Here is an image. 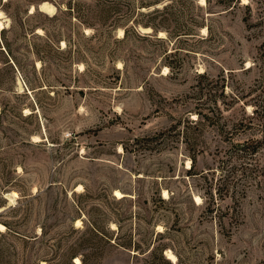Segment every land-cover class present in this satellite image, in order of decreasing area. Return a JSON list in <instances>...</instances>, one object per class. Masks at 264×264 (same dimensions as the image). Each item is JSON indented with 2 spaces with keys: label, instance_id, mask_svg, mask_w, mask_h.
Here are the masks:
<instances>
[{
  "label": "rangeland",
  "instance_id": "374dc122",
  "mask_svg": "<svg viewBox=\"0 0 264 264\" xmlns=\"http://www.w3.org/2000/svg\"><path fill=\"white\" fill-rule=\"evenodd\" d=\"M0 24V264H264V144L237 147L264 134V0H0Z\"/></svg>",
  "mask_w": 264,
  "mask_h": 264
},
{
  "label": "trees",
  "instance_id": "16d2710c",
  "mask_svg": "<svg viewBox=\"0 0 264 264\" xmlns=\"http://www.w3.org/2000/svg\"><path fill=\"white\" fill-rule=\"evenodd\" d=\"M158 2V0H138V4L140 5V7H144V6H148L151 5L152 3H156ZM158 11V10H157ZM4 30L1 32L0 35V46L4 47V50L6 51V53L8 54V56L12 59L13 63L16 65L17 64V60L16 57L13 54V51L11 49V43L7 40V38L5 37L4 34ZM180 34H187L185 33H177L176 35H180ZM2 50V49H1ZM38 50H36V54H37ZM262 117V116H260ZM200 121V120H199ZM191 123L196 124L197 122L190 120ZM250 144L246 143H239L237 144L238 150L242 151V152H246L248 151V153L250 154H254L256 153L259 148L264 144V134L262 135V137L258 140H251V142H249ZM191 162L194 163L195 161V155H191L190 156ZM257 168H255V170L257 171V174L259 176H261L264 179V166H260L257 164ZM163 202L165 201V198H160Z\"/></svg>",
  "mask_w": 264,
  "mask_h": 264
},
{
  "label": "bare ground",
  "instance_id": "6f19581e",
  "mask_svg": "<svg viewBox=\"0 0 264 264\" xmlns=\"http://www.w3.org/2000/svg\"><path fill=\"white\" fill-rule=\"evenodd\" d=\"M204 2V1H203ZM40 9L42 10V11H44L45 13H48V12H51L52 10H53V6L52 5H50V4H48L47 2H42L41 4H40ZM1 25V24H0ZM78 187H80V185H78ZM164 193H166V192H164ZM114 194L116 195V196H120L121 195V192L119 191V190H115L114 191ZM163 197H165V196H163ZM196 198V200L198 201V199H199V197H195ZM79 221V220H78ZM80 222V221H79ZM4 226L2 225V224H0V229H2ZM166 256H167V258L170 260V261H175V256L171 253V252H166ZM74 261H75V263H79L80 262V260H79V258L78 257H75V259H74ZM41 264H45L44 262H41Z\"/></svg>",
  "mask_w": 264,
  "mask_h": 264
},
{
  "label": "water",
  "instance_id": "95a60500",
  "mask_svg": "<svg viewBox=\"0 0 264 264\" xmlns=\"http://www.w3.org/2000/svg\"><path fill=\"white\" fill-rule=\"evenodd\" d=\"M3 49V48H2Z\"/></svg>",
  "mask_w": 264,
  "mask_h": 264
}]
</instances>
